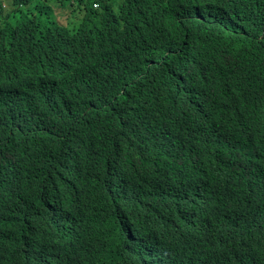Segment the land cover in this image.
I'll return each mask as SVG.
<instances>
[{
	"label": "trees",
	"instance_id": "16d2710c",
	"mask_svg": "<svg viewBox=\"0 0 264 264\" xmlns=\"http://www.w3.org/2000/svg\"><path fill=\"white\" fill-rule=\"evenodd\" d=\"M63 59L91 77L74 84L75 166L64 119L12 109ZM192 228L196 264H261L264 0H0V264H160L130 235Z\"/></svg>",
	"mask_w": 264,
	"mask_h": 264
},
{
	"label": "clouds",
	"instance_id": "9594fccd",
	"mask_svg": "<svg viewBox=\"0 0 264 264\" xmlns=\"http://www.w3.org/2000/svg\"><path fill=\"white\" fill-rule=\"evenodd\" d=\"M5 5V2H3ZM99 7L98 4L94 3L93 8L97 9ZM65 12V10H64ZM66 16H68L66 14ZM69 20L70 17L68 16ZM71 25L60 27H69L70 29L73 27V23L70 20ZM58 25V24H57ZM151 44V43H150ZM145 44V48H154L153 44ZM67 60L58 61L51 70L47 71L39 80L35 82V84L29 90H20V93H23L24 96L20 97L18 101H16L12 109L19 114L22 119L31 118L34 114L33 107L37 109V111H46L49 113L55 112V116H58L59 119H64L66 121L65 125H63L59 131L61 134V141L66 140V144L63 143V147L66 151V157L68 159V163L72 166H75V160L79 157L80 154H83L81 150L84 147V134L82 141L79 140L75 136V132L78 131L76 129L77 121L72 118L76 114V109L78 106V102L80 100L79 93L81 88L75 87L74 84H82L88 86V75L85 74V70L82 73L83 79L80 78V71L78 67H76L77 79L78 81L72 82L70 78L67 77ZM62 78L71 82L67 88H63L58 92V84L62 80ZM50 80V87L47 90L46 85ZM30 126L26 125L19 128L15 132H11V136L16 137L18 140H26L29 141L38 130L39 127L35 129H29ZM218 127V126H217ZM22 135V136H21ZM20 136V137H18ZM13 141V138L7 140V143ZM12 149V148H11ZM13 150V149H12ZM223 151H229L227 149L226 144L221 145V149L219 152V156L221 158V154ZM80 153V154H79ZM215 153V152H214ZM11 156L14 161L17 160V153L12 151ZM201 172L204 174V170L201 168ZM263 194V193H262ZM263 196V195H262ZM183 200L175 201L172 205H167V207L162 209V216L168 219L170 222H177L175 218H173L169 213H171L175 207L179 209ZM126 209V204L123 205ZM141 219L147 220L146 215L140 216ZM123 218H117V222L120 223ZM123 224V223H122ZM130 240L128 242V246L133 248L132 250H136L138 246L149 249V257H153L156 261L159 260L160 264H174L178 262L177 260L181 258H189L190 262L187 264H196L199 257L202 255L203 247L205 246L198 244V234L196 231L192 229L184 230L180 233L173 234L170 236H160V237H150L146 239L139 238V242L135 243V237L130 235ZM127 248V242L124 244ZM244 263L247 260L240 256ZM259 260L261 264H264V253L259 254L256 258ZM163 260V261H161ZM248 263V262H247ZM255 264V262L253 263Z\"/></svg>",
	"mask_w": 264,
	"mask_h": 264
},
{
	"label": "rangeland",
	"instance_id": "374dc122",
	"mask_svg": "<svg viewBox=\"0 0 264 264\" xmlns=\"http://www.w3.org/2000/svg\"><path fill=\"white\" fill-rule=\"evenodd\" d=\"M52 18L58 25L69 26V27L71 25L68 16H66V13L62 10L60 11L59 9H56V11L53 12Z\"/></svg>",
	"mask_w": 264,
	"mask_h": 264
}]
</instances>
